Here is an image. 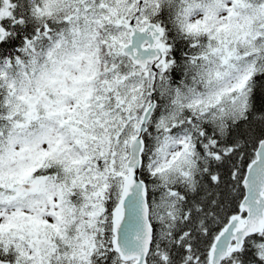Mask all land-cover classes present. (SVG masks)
I'll list each match as a JSON object with an SVG mask.
<instances>
[{
    "label": "snow or ice",
    "instance_id": "6c2138e0",
    "mask_svg": "<svg viewBox=\"0 0 264 264\" xmlns=\"http://www.w3.org/2000/svg\"><path fill=\"white\" fill-rule=\"evenodd\" d=\"M0 264H264V0H0Z\"/></svg>",
    "mask_w": 264,
    "mask_h": 264
}]
</instances>
